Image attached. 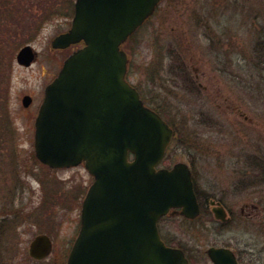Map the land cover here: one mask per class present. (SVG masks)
Wrapping results in <instances>:
<instances>
[{
	"label": "rangeland",
	"instance_id": "rangeland-1",
	"mask_svg": "<svg viewBox=\"0 0 264 264\" xmlns=\"http://www.w3.org/2000/svg\"><path fill=\"white\" fill-rule=\"evenodd\" d=\"M72 2L0 0V139L9 167L16 173L18 169L22 181L12 207L22 204L24 210L18 237L11 232L7 237L12 252L8 264H16L13 244L17 247L18 241L23 264H53L55 256L60 262L76 235L81 200L93 180L83 164L51 168L36 161L37 106L26 108L22 103L25 93L39 100L63 57L72 51L50 45L63 29ZM260 40H264V0H164L122 45L128 57L126 79L173 128L161 165L189 163L202 190L212 191L217 182L233 180L232 166L238 165L248 171L250 181L264 184V42ZM24 44L37 53L28 66L16 60ZM8 203L4 199L0 207ZM166 222L170 229L166 235L179 236L189 246L201 240L192 224L181 218ZM41 233L50 236L53 250L36 261L28 246Z\"/></svg>",
	"mask_w": 264,
	"mask_h": 264
},
{
	"label": "water",
	"instance_id": "water-1",
	"mask_svg": "<svg viewBox=\"0 0 264 264\" xmlns=\"http://www.w3.org/2000/svg\"><path fill=\"white\" fill-rule=\"evenodd\" d=\"M160 1L75 0L71 26L50 42L52 48L83 45L44 88L34 120L35 155L54 168L82 163L94 178L64 264H190L157 227L170 208L197 215L190 169L184 162L157 167L173 129L125 78L122 44ZM34 58L30 45L16 56L26 66ZM30 102L23 96L24 106ZM50 249L49 237L39 234L29 254L39 259Z\"/></svg>",
	"mask_w": 264,
	"mask_h": 264
},
{
	"label": "flooded vegetation",
	"instance_id": "flooded-vegetation-1",
	"mask_svg": "<svg viewBox=\"0 0 264 264\" xmlns=\"http://www.w3.org/2000/svg\"><path fill=\"white\" fill-rule=\"evenodd\" d=\"M159 5L156 7L153 14L156 12ZM68 11L69 12L64 18L65 23L63 29L58 31V33L68 30L71 26L74 15V2L71 3L70 10ZM153 14L149 18H151ZM16 28L17 31L20 27ZM17 32H20V30ZM131 36L132 35H130L128 39ZM261 39L263 38L261 37ZM261 41L264 42V40H260V43ZM81 44L82 42L69 47H72L73 50V48L80 47ZM34 52L36 53V51ZM69 53L70 52L63 57L60 67ZM53 76L54 75H52V77ZM25 95L30 96L31 102L29 105L23 106L30 108L36 105V115L39 104L43 98V93L37 101L32 94H23V96ZM5 146L3 140L0 139V202L2 203L4 199L9 201L7 206L0 207V264H8V257L12 254V252L8 251L6 244L8 243L10 232L13 233L14 237H18L19 226H22L24 222L23 205L18 204L16 208L12 207L14 199L13 194L17 189L20 190L22 181L18 176V169L16 173L14 167L11 168L8 165V152ZM36 161L41 163L37 159ZM188 165L191 170L198 213L195 217L188 218L179 213V208L170 209L168 213L160 217L157 222L158 230L163 241L169 246L181 249L190 264H200L203 260H207L211 264H264V184L261 183L263 184L261 185L259 184L260 182L255 183V180L250 181L248 171L244 169L243 166L238 165L232 166L231 172H235V174L229 176V179L233 177V180L230 179V181L225 180L223 182L220 181V183L217 182V186L215 185L212 191H206L199 188L195 172L189 163ZM262 166L264 167V165ZM172 217H179L183 221L192 224L193 230L197 235V240H199L198 237L201 238L199 243L202 244L205 239L208 242L202 246H200L199 243L189 246L185 244L179 236L176 237L174 234L170 236L166 235L167 232H170V229L167 228L166 221ZM13 225H15L16 228H14ZM15 230L17 231L16 235ZM45 235L49 237L51 242L50 252L45 257L39 259L32 257L29 254L28 246V254L36 261L44 260L52 253V240L48 234ZM74 238L71 240V243L68 244L66 249L67 254L63 256L64 258L59 262V257L55 256L52 261L53 264L65 263ZM13 247L18 253L17 257L15 256L16 264H23L24 258L20 257L22 248L19 247V241L17 242V247L15 242Z\"/></svg>",
	"mask_w": 264,
	"mask_h": 264
},
{
	"label": "trees",
	"instance_id": "trees-1",
	"mask_svg": "<svg viewBox=\"0 0 264 264\" xmlns=\"http://www.w3.org/2000/svg\"><path fill=\"white\" fill-rule=\"evenodd\" d=\"M157 111V110H156ZM157 112H159V111H157ZM161 114V113H160ZM162 115V114H161ZM164 117V116H163ZM166 120H168L166 117H164ZM170 124V123H169Z\"/></svg>",
	"mask_w": 264,
	"mask_h": 264
}]
</instances>
